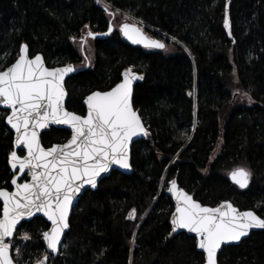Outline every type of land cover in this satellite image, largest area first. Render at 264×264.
<instances>
[{
    "label": "trees",
    "instance_id": "obj_1",
    "mask_svg": "<svg viewBox=\"0 0 264 264\" xmlns=\"http://www.w3.org/2000/svg\"><path fill=\"white\" fill-rule=\"evenodd\" d=\"M103 1L108 7L97 0H0V68L15 61L22 44L48 67L73 64L79 71L65 82L68 110L84 115V98L112 88L126 69L143 77L132 102L149 135L131 146L132 174L113 171L80 197L63 248L49 264H202L195 238L169 237L166 182L176 177L203 205L231 201L264 218V0ZM117 10L143 22L165 47L126 42L110 26L109 13ZM88 31L96 35L82 50ZM168 46L175 52L167 54ZM6 115L0 108V188L10 189L13 136ZM69 135L51 128L41 141L47 147ZM237 168L251 173L246 190L227 179ZM47 228L38 217L21 224V238H14L19 253L12 247L16 264L47 254L41 241ZM25 233L31 238L23 239ZM218 263L264 264V231L223 247Z\"/></svg>",
    "mask_w": 264,
    "mask_h": 264
},
{
    "label": "snow or ice",
    "instance_id": "obj_2",
    "mask_svg": "<svg viewBox=\"0 0 264 264\" xmlns=\"http://www.w3.org/2000/svg\"><path fill=\"white\" fill-rule=\"evenodd\" d=\"M105 11H108L107 7ZM224 27L231 35L227 7ZM120 30L134 44H143L146 48L165 47L163 42L147 37L135 24L124 23ZM95 35L88 31L81 37L82 50L87 38H95ZM28 52V45H22L15 62L0 68V105L11 110L6 119L15 129L16 146L27 149L23 158L12 151L10 164L14 171L18 169L23 174L27 170L31 176V182L22 184L14 177L11 181L15 185L14 192L0 189L3 200L0 264H14L9 238L13 237L22 219L36 213L42 212L51 222L50 230L44 231L42 237L47 248L57 252L64 230L69 227V209L74 196L85 184L95 188L97 178L108 172L112 165L130 168L129 142L140 134L148 135L130 102L132 82L143 79L142 76L132 73L131 69L126 70L123 81L110 91H96L86 98L87 115L81 116L64 107L63 81L68 73L75 71L74 67L69 64L50 69L41 55L29 58ZM50 123L69 126L71 139L62 145L43 147L39 130ZM230 175L240 188L248 186L251 173L247 169L237 168ZM170 185L168 191L176 199L172 232L186 229L194 233L198 238L197 247L206 254L205 264H217V251L223 243L239 241L251 229H264V218L254 211L241 212L230 202L217 207L202 206L179 189L175 180ZM128 218H135V209ZM30 238L26 233L23 236L25 240ZM16 251L19 253V248ZM47 259L46 254L37 264H45Z\"/></svg>",
    "mask_w": 264,
    "mask_h": 264
},
{
    "label": "water",
    "instance_id": "obj_3",
    "mask_svg": "<svg viewBox=\"0 0 264 264\" xmlns=\"http://www.w3.org/2000/svg\"><path fill=\"white\" fill-rule=\"evenodd\" d=\"M107 5H108V4H106V6H107ZM226 7H228V4H226ZM227 14H228V10H227ZM129 17H130V16H129ZM131 18H132V17H131ZM132 19H133L135 22H137V23H130V22H125V23H128V24H135L137 27L141 28L142 31H143V33L146 35V33L144 32V29H143L142 27H143V26H144V27H147V26H146L143 22H141V21H139V20H137V19H134V18H132ZM123 24H124V23H123ZM139 24H141V25H143V26L141 27ZM121 27H122V25L120 26V29H121ZM226 30H227V34L229 35V30H228V29H226ZM120 31H121V30H120ZM121 36H122V38H123L126 42H128V43L131 44V45H135V46H139V47L146 48V47H144L143 44H134V43H132L127 37L124 36V34H123L122 32H121ZM146 36H147V35H146ZM229 36H230V35H229ZM147 37H149V36H147ZM149 38H151V37H149ZM151 39L158 40V39H155V38H151ZM158 41H160V40H158ZM161 42H162V41H161ZM22 45H24V44H22ZM22 45H21V46H22ZM21 46H20V47H21ZM155 49H157V48H155ZM19 50H20V48H19ZM18 55H19V52H18ZM28 55H29V58H34L36 55H41V54H40V53H37V54L31 56L30 53L28 52ZM41 56H42V55H41ZM42 57H43V56H42ZM17 58H18V56H17ZM17 58H16V59H17ZM16 59H15V60H16ZM43 59H44V58H43ZM14 62H15V61H14ZM14 62H13V63H14ZM44 63H45V61H44ZM10 65H11V64H10ZM10 65H9V66H10ZM66 65H69V64H65V65H61V66H55V67H48V66L46 65V63H45V66L48 67V68H50V69H51V68H57V67H64V66H66ZM70 65H72V66L74 67L73 64H70ZM74 69H75V71H73V72H71V73H68V74L65 76L64 81H63L64 89H65V92H66V95H65V98H64V107H65V109H66L67 111H69V112H72V111L68 110L67 107H66V100H67V97H68V93H67V90H66V87H65V82H66V79H67L68 77L74 75L75 73H77V72L79 71V69H76L75 67H74ZM126 70H128V69H126ZM126 70H124V71L121 73V79H120V81H119L117 84H119V83H121V82L123 81V79H124L123 73H124ZM131 72L134 73V74H137L138 76H141L139 73H137V72H135V71H132V70H131ZM139 81H140V79H134L133 82H132V93H131V98H130V102H131L132 106H133V102H132V101H133V94H134L135 85H136ZM117 84H116V85H117ZM116 85H114L112 88H114ZM112 88H110L109 90H106V91H110ZM97 91H98V90H97ZM106 91H100V92H106ZM93 92H96V91H93ZM93 92L89 93V94L84 98V100H83V105H84V107H85V111H86V112H85L84 115H81V116H86V115H87V105H86L85 101H86V98H87L89 95H91ZM0 108L3 109V110H6V111H7V115L10 114V111H11V110L8 109L7 107H5V106H3V105H0ZM133 109H134V107H133ZM134 110H135V109H134ZM135 111H136V110H135ZM7 115H6L5 118H4V123H5V125L8 127V129L11 131L12 136H13V141H12L13 151H15V152L17 153V155H18V151H23V155H21V156L18 155V156H20L21 158H23L24 156L27 155V149H26L24 146H19V147L16 146V143H15V141H16V132H15V129H12V128H11V125H9V124L7 123V119H6ZM78 115H79V114H78ZM138 115H139V114H138ZM139 116H140V115H139ZM140 118H141V117H140ZM141 120H142V119H141ZM142 123H143V122H142ZM143 125H144V124H143ZM144 127H145V126H144ZM51 128H55V129H65V130L69 131V133H70L68 139H67L65 142H62V143H55V144H53V145H58V144H59V145H62V144H65V143H67V142L71 139L72 132H71V129L69 128V126H67V125H63V124L50 123L49 126H48L47 128H44V129L39 130L40 141H41V135H42L44 132H48ZM145 129H146V128H145ZM146 130H147V129H146ZM147 132H148V131H147ZM148 135H149V134H148ZM148 135L140 134V135H138V136L133 137V138L131 139V141L129 142V163H130V165H131V146H132L134 143L138 142V141H141V140H145V139H147V138H148ZM41 144H42V141H41ZM53 145H50V146H53ZM42 146L45 147L43 144H42ZM50 146H47V147H45V148H48V147H50ZM10 155H11V154H10ZM10 155H9V157H8V167H9L10 171L14 174V176L12 177V179H13L14 177L17 178V183H21V184H22V183H26V182H31V176L28 175L27 170H25V172H24L23 174H21V173L19 172L18 169L15 170V171L12 169L11 164H10ZM234 170H235V169H234ZM113 171H117V172H119V173H121V174H124V175H131L132 172H133V169H132V166H131L130 168H128V169H124V168L119 167L118 165H112V166L110 167V169H109L108 172H106V173H101V175L97 178V186H96L95 188H92L90 185L85 184V185L83 186V188H81V191H80L79 193H77V194L74 196V198H73L72 204H71L70 209H69L68 222L70 221L71 213H72L73 207L75 206V204L77 203V201L80 199V197H81L86 191H88V190H90V191H95V190L97 189V187H98L99 182H100L102 179L109 177L110 174H111ZM232 171H233V170H231V171L228 173V175H227V179H228V181H229L231 184L235 185L237 188H239V189H241V190H246V189L249 187V185H250L251 177H250V179H249L248 186H247L246 188H240V187H239L237 184H235V183L232 181V179H231V175H230V174H231ZM23 178H25V179L22 180ZM12 179H11V181H12ZM172 180H175V181L177 182V186H178L179 189H182V190H184L185 192H187L185 189H183V188H181V187L179 186V183H178L176 177L171 178V179H169V180L167 181L166 189H165L164 193H165V194L171 199V202H172V204H173V210H172V212H171V215H170V218H169V221H168V222H169V225H170V233H169V237L172 238V237H174V236H176V235H178V234L185 233V234H187L188 236H191V237H193V238L196 239V248H197V250H198L199 252L203 253V250H201V249H199V248L197 247V241H198V238L196 237V235H195L194 233H189L186 229H177L176 232H172V224H171V220H172V216H173V213L175 212V207H176V199H175V196H174L171 192L168 191V188L171 186V185H170V182H171ZM11 181H10V187H11L10 189H7V188H0V189H6V190L9 191L10 193H11V192H14V191L16 190V189H15V185H13V184L11 183ZM187 193H188V192H187ZM188 194L191 195V196L193 197V199H194L195 201H197L198 203H200L202 206H207V207H217V206H219L220 204H222V203H224V202H230L234 207H236V208H237L239 211H241V212H243V211H254V210H251V209L241 210L240 208H238L237 206H235L231 201H222L221 203H219V204H217V205H215V206L203 205L201 202H199L198 200H196V199L194 198V195H193V194H190V193H188ZM0 204L2 205L0 217H2V214H3V200H2V199H0ZM254 212H255V211H254ZM255 213H256V212H255ZM256 214H257V213H256ZM257 215H258V214H257ZM258 216H259V215H258ZM37 217L43 219V220L47 223L48 228H47L45 231H49L50 228H51V222L47 220V217H45V216L43 215L42 212H41V213H36V214H35L34 216H32L31 218L25 217L24 219H22V220L20 221V223L17 225V231H18V228L21 226L22 223L30 222V221H32L34 218H37ZM260 217H261V216H260ZM261 218H262V217H261ZM69 227H70V225H69ZM69 227H68L67 229L64 230V234H63L62 237H61V243H60V245H58V251H57V252H51V250H49V249L47 248V244H46V242L43 240V237L41 238V241H42V243H43V245H44V247H45V250H46V253H47V256H48V259L45 261V264H49V259H50V257H51V258H56V257L59 255L60 248H61V246H62V244H63L64 238H65V235H66V234L68 233V231H69ZM17 231L13 234V237L9 238L10 240H13L14 238H16V239L19 240V239L21 238L20 236H17ZM262 231H264V229L254 228V229L249 230V234H248L247 236H245V237H242L239 241H231V242L223 243V244L221 245L220 249L217 251V264H219V263H218V255H219V253H220V251L222 250L223 247L231 246V245H238V244L241 243L242 240L247 239V238L250 236V234H252V233H254V232H262ZM10 255L12 256V248L10 249ZM203 256H204V261H203L202 264H205L206 254L203 253ZM44 257H45V256H44ZM44 257H42V258L39 259V260H43ZM12 258H13V257H12ZM39 260H38V261H39ZM13 261H14V260H13ZM14 264H16L15 261H14ZM34 264H37V262H35Z\"/></svg>",
    "mask_w": 264,
    "mask_h": 264
},
{
    "label": "rangeland",
    "instance_id": "obj_4",
    "mask_svg": "<svg viewBox=\"0 0 264 264\" xmlns=\"http://www.w3.org/2000/svg\"><path fill=\"white\" fill-rule=\"evenodd\" d=\"M100 2L101 3H103V4H107V3H105L103 0H100ZM107 7H108V5H107ZM115 14L113 15L112 14V25L116 28V29H118V27L123 23V22H125V21H127V22H130V23H137V22H135L132 18H131V16L130 15H128L127 13L125 14V13H122L121 11H115L114 12ZM130 16V17H129ZM110 17H108V19H109ZM141 27L143 26V25H141V24H139ZM143 29L145 28L144 26L142 27ZM144 32L146 33V31L144 30ZM146 35H147V33H146ZM147 36H149V35H147ZM150 37V36H149ZM163 37H165V36H163ZM155 39H157V38H155ZM158 40H160V41H164L163 39H158ZM170 41H172V40H170ZM77 45H79L78 43H77ZM88 52V54H89V50L87 51ZM175 52V50H174V48H173V46H168V48H167V50H166V53L167 54H171V53H174ZM88 64V63H87ZM216 152H218V149H217V151ZM215 152V153H216ZM166 184H167V182H166ZM166 189V188H165ZM2 206V205H1ZM2 208V207H1ZM11 242H12V245L14 246V253H16L17 251H16V249L17 248H21V245H20V243H18V242H15L14 241V239L13 240H11ZM63 247L61 246V248L60 249H62ZM60 252V251H59ZM38 261V260H37ZM37 261H35V262H37ZM34 262V263H35ZM34 263H31V264H34ZM23 264H30V263H27V262H25V263H23Z\"/></svg>",
    "mask_w": 264,
    "mask_h": 264
},
{
    "label": "flooded vegetation",
    "instance_id": "obj_5",
    "mask_svg": "<svg viewBox=\"0 0 264 264\" xmlns=\"http://www.w3.org/2000/svg\"><path fill=\"white\" fill-rule=\"evenodd\" d=\"M125 22H127V21H125ZM125 22H123V23H125ZM123 23H122L121 25H123ZM121 25H120V26H121ZM110 26H113V25L110 24ZM120 26L118 27V30H120ZM113 27H114V26H113ZM114 28H115V27H114ZM151 38H152V37H151ZM84 54H85V53H84ZM84 54H83V55H84ZM85 55H86V54H85ZM86 57H87V55L85 56V59H86ZM86 60H87V59H86ZM87 63H88V62L86 61V64H87ZM87 65H88V64H87Z\"/></svg>",
    "mask_w": 264,
    "mask_h": 264
},
{
    "label": "bare ground",
    "instance_id": "obj_6",
    "mask_svg": "<svg viewBox=\"0 0 264 264\" xmlns=\"http://www.w3.org/2000/svg\"><path fill=\"white\" fill-rule=\"evenodd\" d=\"M161 34V33H160ZM169 39H171V38H169ZM173 40V39H172ZM163 42V41H162Z\"/></svg>",
    "mask_w": 264,
    "mask_h": 264
}]
</instances>
